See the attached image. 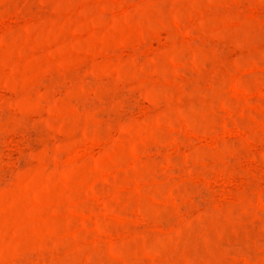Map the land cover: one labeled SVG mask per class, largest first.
Instances as JSON below:
<instances>
[{
  "label": "rangeland",
  "instance_id": "374dc122",
  "mask_svg": "<svg viewBox=\"0 0 264 264\" xmlns=\"http://www.w3.org/2000/svg\"><path fill=\"white\" fill-rule=\"evenodd\" d=\"M0 264H264V0H0Z\"/></svg>",
  "mask_w": 264,
  "mask_h": 264
}]
</instances>
